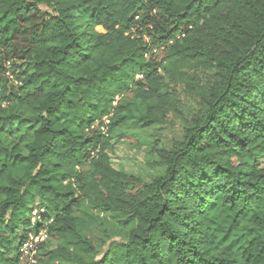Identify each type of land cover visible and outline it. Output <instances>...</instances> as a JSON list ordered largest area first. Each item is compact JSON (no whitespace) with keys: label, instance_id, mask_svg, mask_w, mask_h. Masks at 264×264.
Segmentation results:
<instances>
[{"label":"trees","instance_id":"obj_1","mask_svg":"<svg viewBox=\"0 0 264 264\" xmlns=\"http://www.w3.org/2000/svg\"><path fill=\"white\" fill-rule=\"evenodd\" d=\"M263 156L264 0H0V264H264Z\"/></svg>","mask_w":264,"mask_h":264},{"label":"rangeland","instance_id":"obj_2","mask_svg":"<svg viewBox=\"0 0 264 264\" xmlns=\"http://www.w3.org/2000/svg\"><path fill=\"white\" fill-rule=\"evenodd\" d=\"M116 133H126L129 137L122 141L114 138L111 142L112 147L107 154L114 169L128 175L140 177L145 181H152L155 177L164 174V169L152 166L157 161L156 155L151 152L149 146L154 131L149 128L119 127ZM159 134L164 137L165 142L173 137V134L169 131L159 132ZM260 166L264 168V156L260 159ZM35 209L37 208H33V210ZM48 245L54 248L56 241L50 239Z\"/></svg>","mask_w":264,"mask_h":264},{"label":"built area","instance_id":"obj_3","mask_svg":"<svg viewBox=\"0 0 264 264\" xmlns=\"http://www.w3.org/2000/svg\"><path fill=\"white\" fill-rule=\"evenodd\" d=\"M105 123H108V121L106 120ZM43 212V209H35L31 212L30 230L25 234L19 245L17 264H36L38 262L39 249L49 238L47 227L51 222V219L43 222ZM41 223L43 224L42 227L36 229Z\"/></svg>","mask_w":264,"mask_h":264}]
</instances>
